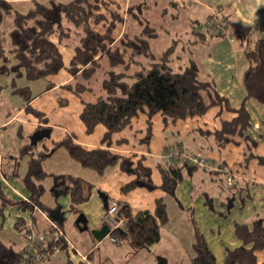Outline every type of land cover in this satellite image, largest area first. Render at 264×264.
I'll return each instance as SVG.
<instances>
[{"label": "crops", "instance_id": "0c3cea01", "mask_svg": "<svg viewBox=\"0 0 264 264\" xmlns=\"http://www.w3.org/2000/svg\"><path fill=\"white\" fill-rule=\"evenodd\" d=\"M112 9L119 10L124 17L115 31L114 46H119L121 39L128 36H140L147 23L155 28L158 35L149 38L155 59L137 58V63L126 67V63L115 67V71H125L132 78L140 66H150L159 61L163 53L175 40L176 50L170 61L174 71H180L192 61L196 62L201 76L213 84L218 94L229 101L232 108L238 109L243 103L251 116V126L247 134L255 141L249 146L241 137L233 142L220 143L213 131L221 127L223 120H230L235 112L225 107L211 108L205 115L166 121L161 114L149 117L141 113L134 117L125 129L113 134L111 144L102 142L107 131L103 124H98L92 132L81 118L86 103H94L106 95L103 80L111 69L107 56H101L100 67L90 79H85L79 72L77 76L68 71V66L75 55L79 43L78 30L60 41L54 36L63 55L65 68L45 79L29 82L33 91L30 104L43 112L46 121H42L24 109V101L18 99L10 87L11 77L0 84L5 86L0 98H9L6 105L0 102V151L5 155V166L11 168L13 156L30 141L37 132L35 153L44 155L43 166L57 175H72L92 184L93 189L88 201L81 204V212L89 217L91 228H100L105 223V206L102 191L107 195L108 203L117 199L121 204L130 206L133 214L141 210L155 211L157 198L162 197L168 204L169 221L160 228V240L149 249L136 250L129 240L113 242L107 236L111 247L102 250L103 241H97L89 231L80 232L75 224L78 216L71 211V200L66 195L56 197L52 188L55 178L47 177L42 181L45 192L42 202L49 208L47 214L55 221L68 237V258L78 264L79 252L91 260L90 264H192L194 256V217L217 261L225 260L227 250L242 245L235 234V223L252 224L264 218V105L254 98H247L245 74L249 68L247 50L264 39V0H111ZM147 5L143 15L135 17L127 13L132 6ZM138 13V10H136ZM224 17L225 36L204 37L196 34L194 26L209 18ZM103 29V28H102ZM126 53V60L130 57ZM133 79V78H132ZM27 84L25 80L19 81ZM80 83L88 90L78 94L75 86ZM48 84L50 86H48ZM71 84L68 88L65 85ZM208 130V131H207ZM211 131V133H209ZM50 135L48 136V133ZM37 135V134H36ZM66 136L85 149L108 148L112 152L132 157L133 161H142L144 171L151 177L154 187L140 181L139 185L128 191L123 187L136 174L127 172L121 162L108 166L103 173L83 166L71 156L64 146L55 147V143ZM177 145L185 152L202 153L213 163L210 168L187 167L179 158L174 161L182 173L174 193L163 189V169L168 170L160 155L171 146ZM251 148V150L249 149ZM252 153L253 155H249ZM29 157L20 164V171H27ZM234 175L237 185L225 187L221 168ZM10 188L3 183L6 193L13 198H25L28 191L15 177H7ZM228 188V189H227ZM208 200H211L209 203ZM244 200V201H243ZM109 205V204H108ZM29 219V212L20 213L17 208H6L0 217V234L5 230L16 233L15 223L19 216ZM174 215V216H173ZM37 228L43 231L49 226V220L41 212H36ZM69 231V232H68ZM19 232V231H18ZM71 234V236L69 235ZM7 241V239L0 236ZM105 238V239H106ZM13 240L24 246L17 237ZM101 249L97 254V250ZM40 264H52L54 256L63 251H56ZM259 263L264 261V249L257 251ZM61 264V263H60Z\"/></svg>", "mask_w": 264, "mask_h": 264}, {"label": "trees", "instance_id": "16d2710c", "mask_svg": "<svg viewBox=\"0 0 264 264\" xmlns=\"http://www.w3.org/2000/svg\"><path fill=\"white\" fill-rule=\"evenodd\" d=\"M50 2L48 4L43 0H32V5L25 12L17 8L15 2L0 0V75L11 77L12 92L23 99L27 113H32L42 121L47 120L43 112L30 104L33 91L29 82L45 79L65 68L63 55L53 37L57 36L63 41L76 29L79 43L75 47V55L68 66V71L74 76L80 72L85 79H90L100 67L99 60L103 55L108 57L111 66L102 84L106 95L100 96L94 103H86L81 114L88 132H92L98 124H103L107 128L103 143L110 145L113 134L125 129L131 124L132 119L141 113L149 117L161 114L166 121H176L203 116L211 108L218 106L221 110L225 107L235 112L232 119L223 120L221 127L213 131L221 140L219 142L227 144L239 136L246 140L249 146L255 144L247 134L251 126V116L245 103L238 109L232 108L229 101L214 89L213 84L202 78L200 68L194 61L180 71H174L170 66L179 40H175L169 46L159 61L153 62L150 66L142 64L132 79L127 73L113 69L125 63L126 67H129L132 63H137L139 57L155 59L149 43V38L158 35L155 28L147 23L140 36L133 38L126 36L121 39L119 46H114L115 31L124 17L119 10L111 8V0H50ZM147 7L144 4L132 6L127 13L139 18ZM6 16H13V27L10 31L3 28ZM197 25L200 23L194 26L193 31L198 35L204 37L226 35V33L215 35L211 30L200 32ZM128 50L131 55L126 60ZM246 54L250 63L244 79L247 98H254L264 105V39H259ZM125 77L130 80H125ZM20 80H25L27 84L21 85ZM65 87L72 89L73 86L67 84ZM4 88L5 86L0 85V94ZM86 90L88 88L83 84L78 83L75 86V92L78 94ZM35 145L30 139L20 148L19 154L12 157L14 160L12 167L7 169L4 165L2 168L5 177H15L22 182L28 196L26 198L9 196L0 180V217L4 216L6 208H17L21 214L29 212V219L21 215L15 223V229L22 232L25 239L29 235L30 226L33 229L37 228L36 208L49 213V208L41 200L45 192L42 184L44 179L55 178L53 194L56 197L68 196L71 200V211L77 215L82 211L80 205L90 199L93 189L92 184L80 177L48 172L43 166L44 155L35 153ZM58 146L66 147L71 156L83 166L99 173H103L108 166L121 162L127 172L137 175L123 187V190L135 188L140 181L154 187L151 177L144 171L145 167L141 160L133 161L132 157L114 153L108 148L85 149L76 143L72 136H66L56 142L55 147ZM249 149L251 150L250 147ZM25 157H29V161L27 171L22 174L20 164ZM166 166L168 170L163 169L162 187L165 191L174 193L183 176L176 164ZM184 166L197 167L188 162H185ZM236 185L237 183L233 186ZM119 204V215L126 220L121 229L114 232L117 239L129 240L136 250L149 249L160 240V228L170 218L168 204L162 197L157 198L154 212L141 210L133 214L129 205L121 204L120 201ZM192 224L194 227L192 264H264V261L259 263L257 260V251L264 249V218H259L252 224L235 223V234L242 241V245L228 249L222 263L217 261L194 217ZM48 236V243L38 248L35 254L26 244L20 246L14 241L0 237V264L29 262L40 264V261L51 257L56 251L69 250V243L64 235L55 236L49 233ZM88 259L91 260L90 255ZM67 264H74L73 259L68 258ZM78 264L90 263L80 258Z\"/></svg>", "mask_w": 264, "mask_h": 264}, {"label": "built area", "instance_id": "2783aa9c", "mask_svg": "<svg viewBox=\"0 0 264 264\" xmlns=\"http://www.w3.org/2000/svg\"><path fill=\"white\" fill-rule=\"evenodd\" d=\"M226 24L227 22L224 21L223 17L211 18L203 23H200L197 29L200 32H208L209 30H211L212 34L215 35L218 33L222 34L226 32ZM160 158L162 162L165 164H173L175 160L182 158L184 162H188L189 164H193L199 167L203 166L204 168H210L213 165V163L207 156L201 153L185 152L180 150V148L177 146H171L167 148V150L160 155ZM2 168H3V155H1L0 153V180L6 186L11 187L13 189V187L10 186L7 177L3 175ZM221 169L223 172H228L230 174V172L227 171L225 168L222 167ZM226 177L228 178V182L232 184L235 179L234 175L230 174L229 177L228 176ZM119 208H120L119 200L112 199L107 209L103 213V221L111 229V233H109L108 237L113 242H116L118 240L117 237L114 235V232L116 230H119L126 220L125 217L119 215ZM36 210H37L36 212H41L42 214H44V216L47 217L50 226L43 231H39L36 229L34 230L31 226L29 227L32 232L29 233L26 239V245L29 249L32 250L33 254L37 252L38 248L48 243L49 233L55 236L64 235L67 242L70 243L68 237L65 235L62 228L55 221L50 219L46 212L42 211L39 208H36ZM79 255L81 256V259L89 262L88 257L86 255H83L80 252ZM28 264L31 263L29 262Z\"/></svg>", "mask_w": 264, "mask_h": 264}, {"label": "rangeland", "instance_id": "374dc122", "mask_svg": "<svg viewBox=\"0 0 264 264\" xmlns=\"http://www.w3.org/2000/svg\"><path fill=\"white\" fill-rule=\"evenodd\" d=\"M9 1H11V2H15V4H16V7L17 8H19L20 10H22V11H27L29 8H30V6L32 5V0H9ZM43 1H45V2H47L48 4H50L51 2H50V0H43ZM209 19H211V18H209ZM208 20V19H207ZM206 20V21H207ZM205 22V21H204ZM201 23H203V22H201ZM198 26V25H197ZM12 27H13V16H6V18H5V21H4V24H3V28H4V30H6V31H10L11 29H12ZM124 73H127L126 71H125V69H124V71H123ZM130 77V76H129ZM125 80H130V78H128L127 77V79H126V77H125ZM5 81H7V79H6V77H4V76H2V75H0V84H2V83H4ZM17 98L18 99H20L21 100V98L19 97V96H17ZM0 102H2V104L3 103H5L6 105L9 103V98H7V99H4V98H0ZM0 137H2V136H0ZM175 146H177V145H175ZM178 147V146H177ZM0 153H1V155H3V167H4V164H5V155L3 154V152H1L0 151ZM197 153H199V152H197ZM202 154V153H201ZM203 167V166H202ZM204 168V167H203ZM221 173V176H222V178H223V184H224V186L225 187H233V185L236 183V181H233V183L232 184H230L229 182H228V178L226 177V176H230V174L228 173V172H223V171H221L220 172ZM235 180V179H234ZM11 188V187H10ZM228 189V188H227ZM174 216V215H173ZM37 217V216H36ZM35 230V229H34ZM0 231H1V229H0ZM6 231V233L5 234H0V236H3V237H5V238H7V239H12V241H14L13 240V237H17V238H19V240L21 241V243L23 242V240H24V235H23V233L22 232H16V233H14V232H10L9 230H5ZM30 232H32L31 230H30ZM29 232V233H30ZM69 232V231H68ZM69 235L71 236V234L69 233ZM72 237V236H71ZM14 242H16V241H14ZM17 243H19V242H17ZM111 246H113V245H111V243H109V241H108V239L106 238V239H104V241H103V244H102V250H105L106 251V248H109V247H111ZM101 249H98L97 250V254L99 253V251H100ZM55 253H57V252H55ZM68 255H66V252L65 251H63L62 253H60V254H56L55 256H54V260L52 261V264H67V259H68V257H67Z\"/></svg>", "mask_w": 264, "mask_h": 264}, {"label": "water", "instance_id": "95a60500", "mask_svg": "<svg viewBox=\"0 0 264 264\" xmlns=\"http://www.w3.org/2000/svg\"><path fill=\"white\" fill-rule=\"evenodd\" d=\"M49 135L50 132L48 133V136ZM37 136L39 137V134L37 132H35L33 136H31V139L35 144L37 142L36 140ZM99 195L103 198L105 206H108L109 203H108L107 195L102 191L99 192ZM75 224L80 232L89 231L97 241L104 240L109 235V233H111V229L107 224H104L100 228H91L89 217L84 212H80L78 214L75 220Z\"/></svg>", "mask_w": 264, "mask_h": 264}]
</instances>
